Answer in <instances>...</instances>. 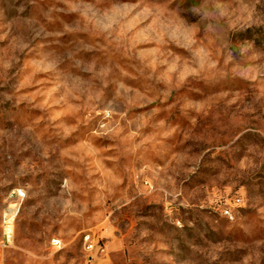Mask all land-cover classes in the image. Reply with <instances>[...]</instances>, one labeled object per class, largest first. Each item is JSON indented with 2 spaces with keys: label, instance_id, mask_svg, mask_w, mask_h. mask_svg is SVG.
Wrapping results in <instances>:
<instances>
[{
  "label": "rangeland",
  "instance_id": "374dc122",
  "mask_svg": "<svg viewBox=\"0 0 264 264\" xmlns=\"http://www.w3.org/2000/svg\"><path fill=\"white\" fill-rule=\"evenodd\" d=\"M0 264H264V0H0Z\"/></svg>",
  "mask_w": 264,
  "mask_h": 264
},
{
  "label": "built area",
  "instance_id": "2783aa9c",
  "mask_svg": "<svg viewBox=\"0 0 264 264\" xmlns=\"http://www.w3.org/2000/svg\"><path fill=\"white\" fill-rule=\"evenodd\" d=\"M20 192V190H19ZM228 214H230L227 211ZM52 242L54 244H58L59 240L56 238L52 239ZM85 244H86V248L89 251V254L92 258H95L98 256V254H100L101 252L104 251V248L101 246L99 239H96L95 236H93V234L91 233H87L85 235Z\"/></svg>",
  "mask_w": 264,
  "mask_h": 264
}]
</instances>
